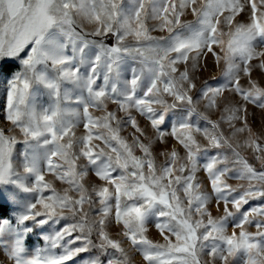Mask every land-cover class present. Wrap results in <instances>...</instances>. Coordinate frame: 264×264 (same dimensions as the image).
Returning a JSON list of instances; mask_svg holds the SVG:
<instances>
[{
	"label": "snow or ice",
	"instance_id": "obj_1",
	"mask_svg": "<svg viewBox=\"0 0 264 264\" xmlns=\"http://www.w3.org/2000/svg\"><path fill=\"white\" fill-rule=\"evenodd\" d=\"M0 79L12 264H264V0H0Z\"/></svg>",
	"mask_w": 264,
	"mask_h": 264
},
{
	"label": "rangeland",
	"instance_id": "obj_2",
	"mask_svg": "<svg viewBox=\"0 0 264 264\" xmlns=\"http://www.w3.org/2000/svg\"><path fill=\"white\" fill-rule=\"evenodd\" d=\"M125 3H127V0H125ZM185 19H188V20H193L194 17L191 16V14H186V16L184 17ZM243 19V17H241ZM151 24V22H149ZM152 35H155V36H161V35H166V33H162V32H159V31H153L152 32ZM112 41L110 40L109 43H111ZM224 65L221 64L220 65V68H222ZM220 68H217L215 66H211L210 70L209 71H202L200 73V76H201V79L202 80H206L208 79L210 76H216L218 80H220ZM254 77L258 76L259 73H254L253 74ZM262 83H264V81H261ZM5 101H6V92H5V81L0 79V122H3L4 121V105H5ZM115 106L112 105V104H109V108L110 109H113ZM250 108H252V106L250 105L249 106ZM253 111H255L256 113V116H255V119L252 121V124H253V128L256 130V131H259L262 127V124H264V113H262V111L259 109V108H254L252 109ZM96 115H99L100 113L97 112L95 113ZM218 117V114H215L213 113L212 114V118L213 119H216ZM140 120V124L141 126H146L147 125V121L144 120L143 118H139ZM225 128H227V125H224ZM82 131V129H78V134L79 132ZM128 133L127 132H122V135H127ZM170 143H173L174 141H169ZM246 156L249 157L250 159V162H252L257 168L260 167V164L259 162L255 161L252 159V153L250 150H247V149H242L241 150ZM163 160V157H157V162L160 163L162 162ZM201 163H203V160L201 161ZM201 177H204V173L201 172L199 174ZM50 178V174L48 177H46V179ZM229 183L235 185L237 183H242V181H236V180H230ZM56 186L58 189H62L63 187H66L67 185H62L60 184L59 182L56 183ZM261 203H264V201L262 200H252V201H249V204L245 205L244 208L245 209H248L250 207H255V206H258L260 205ZM216 210L215 208L213 207V215H216ZM5 216H10L11 215V210L8 209V213L7 214H4ZM60 226H63V222ZM229 230H231V228H229ZM251 230H255L254 228L251 229ZM47 231H51V229H47ZM112 232L113 234H115L116 232V229L113 228L112 229ZM149 236L153 239H159V236H158V233H157V230H155L154 228H152L150 226V231H149ZM162 242V241H161ZM28 243L30 245H36V244H39L40 246H43V241L42 240H38L37 237L33 236L29 241ZM125 246L127 247V242H125ZM59 251V250H57ZM85 254H81V257H78L76 258V260L74 261H69L67 262V264H78V261L79 259L83 258ZM135 259L137 261L140 260V255L139 254H136L135 256ZM0 260H3L5 261V264H9L11 263L12 264V261L8 260L7 257L4 255V252L3 251H0Z\"/></svg>",
	"mask_w": 264,
	"mask_h": 264
},
{
	"label": "trees",
	"instance_id": "obj_3",
	"mask_svg": "<svg viewBox=\"0 0 264 264\" xmlns=\"http://www.w3.org/2000/svg\"><path fill=\"white\" fill-rule=\"evenodd\" d=\"M8 213V208H6L5 210H4V214H7Z\"/></svg>",
	"mask_w": 264,
	"mask_h": 264
},
{
	"label": "bare ground",
	"instance_id": "obj_4",
	"mask_svg": "<svg viewBox=\"0 0 264 264\" xmlns=\"http://www.w3.org/2000/svg\"><path fill=\"white\" fill-rule=\"evenodd\" d=\"M9 264H11V263H9Z\"/></svg>",
	"mask_w": 264,
	"mask_h": 264
}]
</instances>
